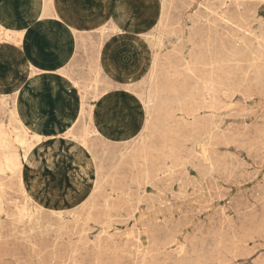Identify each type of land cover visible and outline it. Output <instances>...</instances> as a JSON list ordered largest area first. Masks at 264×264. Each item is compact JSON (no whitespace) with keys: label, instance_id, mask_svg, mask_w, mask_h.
<instances>
[{"label":"rangeland","instance_id":"obj_1","mask_svg":"<svg viewBox=\"0 0 264 264\" xmlns=\"http://www.w3.org/2000/svg\"><path fill=\"white\" fill-rule=\"evenodd\" d=\"M45 1L27 35L55 17L98 37L80 35L63 118L19 80L0 91V264H264V0ZM33 2L0 0L16 21ZM16 91L47 132L30 163Z\"/></svg>","mask_w":264,"mask_h":264},{"label":"crops","instance_id":"obj_2","mask_svg":"<svg viewBox=\"0 0 264 264\" xmlns=\"http://www.w3.org/2000/svg\"><path fill=\"white\" fill-rule=\"evenodd\" d=\"M25 1L6 0L8 5L15 6H22ZM59 26L58 19L48 17L43 21L44 29L35 30L28 35V40L23 47H18V41H10L0 46V91L12 92L9 83L19 80V85L27 86L24 89V95L27 96L26 103L30 107L34 106V103H39L43 118L48 122L57 121L59 117L64 116L62 104L67 100L65 99L66 94L70 93L66 88V80L70 79L66 78L65 71L75 63L78 57L81 47L80 35L83 34V38L93 40L98 37L97 32L73 33L69 29H60ZM15 38L19 39V37ZM95 42L96 40L93 41ZM30 66L43 71L33 82L28 74ZM68 102L78 105L79 98L77 99L74 94L72 98H68ZM74 115L75 111H73ZM40 156L42 159L40 166H45L46 157L43 152ZM34 175H39L38 181H45L46 178L49 179V175L54 176L55 173L45 167L44 169L38 168ZM60 179L63 180V176Z\"/></svg>","mask_w":264,"mask_h":264},{"label":"bare ground","instance_id":"obj_3","mask_svg":"<svg viewBox=\"0 0 264 264\" xmlns=\"http://www.w3.org/2000/svg\"><path fill=\"white\" fill-rule=\"evenodd\" d=\"M49 2L51 3V1L49 0ZM53 2V1H52ZM229 2V1H228ZM173 3V2H172ZM46 3V1L45 0H39V1H37V0H34V2H33V4L32 5H30L29 6V11L31 10V14L30 15H28V16H26V14L24 15V19L23 20H21V21H16V20H14L13 18H12V16L10 15V13L8 12V11H6V10H4L3 8H2V6H1V4H0V46H3V45H6L7 43H9L10 41H18V47H23L24 46V44H25V42H26V40H28V35H27V32H28V30H29V28L30 27H32L33 25H34V22H35V19L36 18H42V17H44L45 18V16H48L49 15V8H47V5H49V4H47ZM204 4V3H203ZM169 5V4H168ZM185 6V5H184ZM164 7V6H163ZM167 7V6H166ZM213 7V6H212ZM27 8V7H26ZM175 8V7H174ZM182 8V7H181ZM167 9H168V7H167ZM168 11V10H167ZM179 11V10H178ZM162 14V13H161ZM167 14V15H166ZM165 15L166 16H168V12L166 13ZM53 15V14H52ZM50 16V15H49ZM56 16V15H55ZM161 17H162V15H161ZM160 17V18H161ZM165 17V16H164ZM53 18H55V17H53ZM58 19V18H57ZM166 19H167V17H166ZM34 21V22H33ZM160 22H161V20H160ZM165 22V21H164ZM168 22V21H167ZM180 22V21H179ZM113 25V24H112ZM162 25V24H161ZM163 25H164V23H163ZM164 26H167V24L166 25H164ZM114 27V26H113ZM166 28V27H165ZM156 29V28H155ZM154 29V30H155ZM176 29V28H175ZM72 30V29H71ZM97 30V29H96ZM119 30V29H118ZM74 31H76V30H74ZM114 31V30H113ZM152 31V30H151ZM74 33V32H73ZM117 33V32H116ZM152 33V32H151ZM150 33V34H151ZM209 33V32H208ZM149 34V35H150ZM154 36V35H153ZM15 37H19V39H17V38H15ZM194 37V36H193ZM203 40V39H202ZM83 42V41H82ZM202 46V45H201ZM201 48V47H200ZM211 48H212V46H211ZM21 49V48H20ZM96 50V49H95ZM177 51V50H176ZM97 54H99V53H96V55ZM174 54V53H173ZM256 54H257V52H256ZM212 55V54H211ZM259 55V54H258ZM99 56V55H98ZM255 56V55H254ZM260 56H262V53L260 54ZM95 59H97V61L99 60L98 58H95ZM94 59V60H95ZM253 59V58H252ZM167 60V59H166ZM202 60V59H201ZM187 63V62H186ZM97 64V63H96ZM165 64V63H164ZM193 64V63H192ZM181 65V64H180ZM95 66V65H94ZM97 66H98V64H97ZM28 67V66H27ZM31 67V66H30ZM161 67V66H160ZM179 68V67H178ZM96 70H98V67H97V69H95V71ZM102 70V69H101ZM100 70V71H101ZM151 71V70H150ZM43 71L41 70V69H38V68H33V67H31V69H30V71H29V73H30V76H31V79H32V81L31 82H33L34 80H36V77H37V75H39V74H41ZM63 72V71H62ZM98 72V71H97ZM211 72V71H210ZM162 74V73H161ZM212 74V73H211ZM66 75V74H65ZM97 76V75H96ZM105 76V75H104ZM98 77V76H97ZM151 77V76H150ZM203 77V76H202ZM94 78V77H93ZM99 78V77H98ZM157 78V77H156ZM210 79V78H209ZM211 80V79H210ZM210 80H209V83H210ZM155 81V80H154ZM160 81V80H159ZM206 81V80H205ZM151 82H152V80H151ZM245 82V81H244ZM94 83V82H93ZM209 83H208V85H209ZM150 84V83H149ZM159 85V84H158ZM207 85V84H206ZM90 86V85H89ZM92 86V85H91ZM152 86V85H151ZM212 86V85H211ZM153 87V86H152ZM155 87V86H154ZM206 90V89H205ZM95 91V90H94ZM153 92H154V96L152 97V98H154V99H152V100H154V102H156L157 101V95L158 94H156L157 92L155 91V90H152ZM151 91V93H153ZM205 92V91H204ZM207 92V91H206ZM209 93H210V91H208ZM79 93V92H78ZM94 93V92H93ZM97 93V92H96ZM23 93H21L20 91L19 92H15L12 96H11V98H10V100H9V105H10V116H11V120L12 121H14V124L16 125V127H17V129H18V134H19V136L21 137V138H24L25 139V141H26V143H25V146H26V148L24 149V155H23V160H24V162L25 163H30V161L32 160V158L35 156V153L33 152V145L35 144V143H37V142H40L45 136H46V130L44 129V128H42V127H39L34 121H33V118L32 117H34V116H32V114H30V112H27L26 111V106H25V104H24V102H23V95H22ZM93 95V94H92ZM141 95V94H140ZM139 95V96H140ZM176 95H178V94H176ZM95 96V95H94ZM98 96V95H97ZM143 96V95H142ZM96 97V96H95ZM150 97H151V95H150ZM161 97V96H160ZM97 98V97H96ZM142 98V97H141ZM140 98V101L142 100ZM159 98V97H158ZM166 98V97H165ZM169 98V97H168ZM139 99V98H138ZM153 102V105L155 104ZM166 102H167V100H166ZM153 105H151V106H153ZM149 106H150V104H149ZM156 106H157V104H156ZM156 106L154 107V112H152V113H154L152 116H153V118H154V115H156V113H158V112H156L157 110H158V108H157V110H155V108H156ZM92 107V106H91ZM83 108V107H82ZM151 108V107H150ZM149 110H151V109H149ZM91 115H92V113H91ZM150 115V114H149ZM152 116L150 117V118H152ZM214 116V115H213ZM30 118H32V119H30ZM90 118V117H89ZM152 120V119H151ZM148 121V120H147ZM150 121V120H149ZM153 121L154 120H152V123H153ZM156 122V121H155ZM154 122V123H155ZM97 123V122H96ZM149 124V123H148ZM151 124V123H150ZM71 125V123L70 124H68L65 128H66V131H68L69 132V126ZM147 125V124H146ZM152 125H154V124H151L150 126H152ZM149 125L147 126V127H150ZM87 127H88V125H87ZM147 127H145V130L144 131H148L146 128ZM89 128V127H88ZM87 129V128H86ZM150 129H151V127H150ZM82 130V129H81ZM200 130V129H199ZM150 131V130H149ZM160 131V130H159ZM49 133V135H54V134H57V133H52V132H48ZM147 133V132H146ZM145 133V134H146ZM150 133V132H149ZM88 134V133H87ZM94 134H96V133H94ZM67 137V136H66ZM78 137H79V135H78ZM145 137V136H144ZM75 138H77V137H75ZM81 139V138H80ZM79 139V140H80ZM146 140H147V138H145ZM144 139V140H145ZM73 140H74V138H73ZM140 140V139H139ZM142 141H143V139H142ZM145 142V141H144ZM125 143V142H124ZM138 143H140V142H138ZM145 144V143H144ZM82 145H84V144H82ZM104 145V144H103ZM142 145V144H141ZM35 146V145H34ZM136 146V145H135ZM135 146H134V148H135ZM147 146H149V145H147ZM136 147H138V146H136ZM144 147V146H143ZM148 148V147H147ZM133 149V148H132ZM138 149V148H137ZM141 149V148H140ZM143 150V149H142ZM145 150V149H144ZM144 150H143V152H144ZM147 150V149H146ZM149 150V149H148ZM139 152H140V150H139ZM147 152V151H146ZM128 155V154H127ZM126 155V156H127ZM131 155V154H130ZM125 156V157H126ZM124 157V158H125ZM130 157V156H129ZM132 158L133 157H130V159L132 160ZM125 159H127V158H125ZM125 159H124V161H125ZM136 159V158H135ZM143 160V159H142ZM128 162H130V160L128 161ZM127 162V163H128ZM25 163H23L22 165H21V169L24 167V164ZM124 163V162H123ZM123 163H121L120 162V165H122ZM119 164V163H118ZM130 164V163H129ZM125 165V164H124ZM131 165H134V164H131ZM116 167V166H115ZM133 167V166H132ZM19 168V171H20V179H19V185H20V187H21V190L24 192V194H25V196L28 198V199H34V197H35V191L33 190V189H29L28 191H25V188L23 187V178H22V175H21V169ZM124 168V167H123ZM122 168V169H123ZM129 168V167H128ZM116 169H118V168H116ZM130 169V168H129ZM134 169H135V167H134ZM125 170V169H124ZM124 170H122L123 172H124ZM117 171V170H116ZM211 171V170H210ZM119 172V171H118ZM140 172H141V170H140ZM114 173H115V171H114ZM117 173V172H116ZM122 173V172H121ZM16 174H17V172H16ZM109 174H113V172L112 173H109ZM144 174V173H143ZM117 175V174H116ZM121 175V174H120ZM128 175V174H127ZM109 176H111V175H109ZM148 176H149V174H148ZM116 177V176H115ZM111 178V177H110ZM109 178V179H110ZM120 178H121V176H120ZM124 178V177H123ZM108 179V180H109ZM130 179V178H129ZM117 180V179H116ZM105 181V180H104ZM108 182V181H107ZM147 182V181H146ZM94 183H95V181H94ZM110 183V182H109ZM117 183V182H116ZM107 184V183H106ZM150 185V184H149ZM7 186V185H6ZM107 186V185H106ZM102 188V187H101ZM126 189V188H125ZM113 190V189H112ZM104 192V191H103ZM93 194H95V193H93ZM92 194V195H93ZM129 195V194H128ZM131 196H132V194H131ZM92 197H94V195L92 196ZM129 198V197H128ZM139 198V197H138ZM138 198H136V199H138ZM94 199V198H93ZM87 200H89V199H87ZM95 200H97V199H95ZM114 200V199H113ZM153 200V199H152ZM94 201V200H93ZM34 202V201H33ZM89 202H90V200H89ZM87 203H88V201H87ZM90 204V203H89ZM93 204V203H92ZM94 204H95V202H94ZM93 204V205H94ZM92 205V206H93ZM86 206V205H85ZM88 206V205H87ZM84 207V206H83ZM99 207V206H98ZM88 208V207H87ZM95 208V207H94ZM82 208L80 207V210H81ZM106 209V208H105ZM60 212V211H59ZM62 212V211H61ZM67 212V211H66ZM88 212V211H87ZM95 212V211H94ZM93 212V213H94ZM109 213V212H108ZM88 214V213H87ZM105 216V215H104ZM57 217V216H56ZM128 217H130V216H128ZM91 218V217H90ZM95 219V218H94ZM110 219V218H109ZM113 219V218H112ZM128 219V218H127ZM76 220V219H75ZM100 220V219H99ZM107 220V219H106ZM119 220V219H118ZM108 221V220H107ZM120 222V221H119ZM104 223V222H103ZM86 227V226H85ZM68 230V229H67ZM70 231V230H69ZM106 231V230H105ZM112 236V235H111ZM73 237V236H72ZM71 243V242H70ZM100 244V243H99ZM154 244V243H153ZM55 250V249H54ZM74 250V249H73ZM98 251V250H97ZM65 252H67V251H65ZM43 253V252H42ZM191 253V252H190ZM147 254V253H146ZM67 255H70V254H67ZM72 256V255H71ZM71 256H70V258H71ZM68 257V256H67ZM73 257V256H72ZM144 257V256H143ZM66 259H68V258H66ZM30 260V259H29ZM55 260V259H54ZM101 264V263H100ZM180 264V263H179Z\"/></svg>","mask_w":264,"mask_h":264}]
</instances>
